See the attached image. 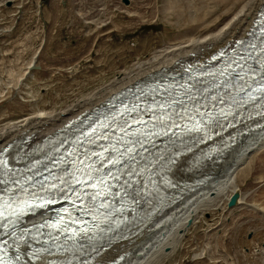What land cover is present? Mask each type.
<instances>
[{
  "label": "rangeland",
  "instance_id": "374dc122",
  "mask_svg": "<svg viewBox=\"0 0 264 264\" xmlns=\"http://www.w3.org/2000/svg\"><path fill=\"white\" fill-rule=\"evenodd\" d=\"M200 6L201 0H12L10 6L1 3L0 128L35 112L60 111L86 97L98 96L153 52L181 42L186 36L204 34L206 29L199 28L198 21L187 23L186 17L189 8L195 15ZM211 6L215 4L208 1L206 9ZM213 14L210 20L217 16V12ZM31 62L39 67L27 69ZM260 151L250 152L244 164L257 156L259 166L264 159ZM241 180V191L247 195L242 200L252 204L248 199L252 196L257 199L256 205L262 204L259 199L264 180L258 176L249 179L254 183L261 181L253 185L245 178ZM222 203L219 207L208 206L181 231L174 246L166 248L168 253L150 264L264 263L263 249L249 256L250 249L246 247L247 239L255 234V226L240 225L238 220L244 215L237 209L241 206L227 209L226 202ZM253 205L256 207L255 202ZM255 211L246 210L249 217L260 215ZM149 241H143L131 256L140 253Z\"/></svg>",
  "mask_w": 264,
  "mask_h": 264
},
{
  "label": "bare ground",
  "instance_id": "6f19581e",
  "mask_svg": "<svg viewBox=\"0 0 264 264\" xmlns=\"http://www.w3.org/2000/svg\"><path fill=\"white\" fill-rule=\"evenodd\" d=\"M201 1L202 6L198 7L200 8L199 12L196 10L198 13L194 15L193 9L189 8L186 17L187 23L198 21L196 23L198 24L197 26L206 29L204 34L198 36L190 35L189 37L185 35L186 40L183 39L181 42L179 41L176 44L153 52L145 61L138 62L136 65L134 64L135 66L132 69L125 71L110 87L103 89L104 91L100 92V94L97 93L98 96L86 97L60 111H52L53 109L46 111L44 109L45 111L23 116L24 118L7 124V126L0 128V146L11 140L17 142L24 135H28V148L23 153H20L15 145L12 147L14 157L23 158L22 156H28L31 154L34 145L42 141L44 136L53 135L65 121L83 110L91 109L92 105L99 104L102 99L110 96L121 87L136 80L154 78L168 71L181 69L182 63L186 59L200 60L209 55L218 46L228 41H234L239 36L246 35L264 4V0ZM208 1L214 3L215 6H211L212 8L210 7L211 9L208 8L207 10L206 4ZM3 2L4 0H0V4ZM215 12H217V16L210 20ZM177 14H183V12L178 11ZM87 22L89 21L87 20ZM34 65H36L35 62H31L27 69H32ZM259 123L257 127L246 125L244 133L236 131L233 137L234 145L224 149L219 159L205 162L197 155L196 151L181 155L171 170L172 181L169 184L165 182V176H159V181L171 187L170 189L174 191L171 198L156 211L149 213L141 222L102 240L94 250L95 260L102 262L122 253L123 258L117 264L153 263V261L168 253L166 248L174 246L175 242L182 236L181 231L189 223L196 221L208 206L219 207L223 204L222 202L227 203L229 196L234 190H239L240 196L233 207L226 205L227 209H236L241 206L237 209L240 211V215H244L240 216V220H238L240 225L255 226L253 238L247 239L246 247L250 249L249 256L260 253L262 249L264 250V246H260L264 243V190H262L263 195H259V201L263 200V203L257 204V206V199L252 196L248 198L249 201H253L252 204L247 203L248 200H242L246 192L241 191L240 188L241 178H245V181H248L258 176L260 180H264V159L260 161L259 166H257L255 161V159H258L257 156H255L254 160H247L244 164L250 152L254 150L258 152L260 149L263 151L264 123L263 121ZM48 151L49 148H46L43 153L47 154ZM263 153L261 152L260 155L264 156ZM249 182H251V185L261 183V181L254 183L252 180H249ZM249 182L247 184L250 185ZM254 202L256 207L253 205ZM181 203L184 204L180 205ZM260 206L263 208L262 210L259 209L261 208ZM250 209H255L260 215L253 214L249 217L246 210ZM241 211H243V214H241ZM149 239L151 241L140 253L131 256L139 248V245H142L143 241ZM29 243L31 244V242ZM27 247L25 246L24 249L26 250ZM49 257L50 255L44 254L37 263L45 264ZM260 264H264L262 260Z\"/></svg>",
  "mask_w": 264,
  "mask_h": 264
},
{
  "label": "snow or ice",
  "instance_id": "6c2138e0",
  "mask_svg": "<svg viewBox=\"0 0 264 264\" xmlns=\"http://www.w3.org/2000/svg\"><path fill=\"white\" fill-rule=\"evenodd\" d=\"M251 47L254 52L256 45ZM253 52H249L247 56L241 55L239 59H232L225 69L209 74L214 78H219L218 82L212 85L214 88L235 90L236 96L230 97L233 103L240 102L238 99L240 93L251 98L253 83L259 84V90L264 93V48L260 49L259 56L253 55ZM206 91L208 90L187 91L184 93V99H170L163 103L154 102L146 106L136 104L131 108L126 107L125 113L121 114V122L113 118L111 124L98 126L108 131H98V128H92L91 131L83 133L66 156L63 154L56 157L48 156L46 157L47 163L45 160L32 163L18 179L13 178L11 181L0 179V236L15 237L17 241L26 243V231H22L17 236V225L21 223L25 213L55 203L58 191L74 193L73 208L75 210L91 215L93 220L100 217L107 219L110 215L108 210L113 208L115 198L121 196V193L127 196L126 189L132 187L134 182H139L134 180V177L141 176L148 170L147 165L151 157L150 147H156L158 138L167 137L170 142H174L175 139L185 135L207 132L213 120L220 117L227 118V113L223 108L218 112L200 110L201 107L215 108L216 104L226 102L225 93L204 96L203 92ZM198 95L202 97L203 104L197 100ZM132 113L136 115L133 116ZM145 116L149 118L145 119ZM198 116L199 119H197ZM101 140L108 141V143L102 144ZM94 148L100 150L95 151ZM53 151L58 152L59 150L53 149ZM145 153H148V156ZM141 161L144 162V166L138 167ZM49 163L51 168L48 166ZM41 166L49 173L48 176H44L39 170ZM55 168L61 169L60 175L52 171ZM13 171L8 167L5 159H0V177L8 176ZM27 172L33 174L27 175ZM37 177L40 179L37 180ZM125 177L127 179H124ZM28 182L38 183L45 195L52 198L45 199L40 204L31 203L29 197L32 200L42 198L25 187ZM9 183L15 185L17 191H13V188L8 186ZM73 185H79V190ZM116 185L119 186V190L113 192V187ZM76 201H79V204H76ZM93 213L98 215H93ZM72 223H80L81 227L79 229L70 227L63 217L52 227L65 236V241L71 240L73 243L79 240L92 242L102 239L101 234L105 232V229L99 228V225L85 226L89 222L81 221L79 217ZM44 226H35L37 232L39 233V229ZM49 237L51 244L48 247L37 248L30 253L36 260H41L42 254L50 255L53 248L57 252L67 251L64 243L59 242V235L53 236L49 233ZM36 238V236L32 237V239ZM7 243L6 240H0V264H13L10 259H6ZM16 260L19 261L18 256ZM48 264H54V262L49 261Z\"/></svg>",
  "mask_w": 264,
  "mask_h": 264
},
{
  "label": "water",
  "instance_id": "95a60500",
  "mask_svg": "<svg viewBox=\"0 0 264 264\" xmlns=\"http://www.w3.org/2000/svg\"><path fill=\"white\" fill-rule=\"evenodd\" d=\"M125 2H127L128 0H124ZM6 4H11V1L10 0H7L6 1ZM33 68H35V67H38V65H34V66H32ZM240 191L239 190H234L233 191V193L231 194V196H230V198H229V200H228V202H227V205L228 206H233V205H235L236 204V202H237V200H238V197L240 196V193H239Z\"/></svg>",
  "mask_w": 264,
  "mask_h": 264
}]
</instances>
